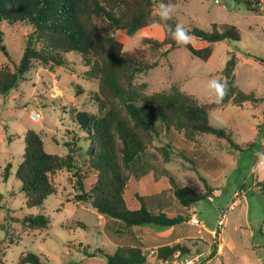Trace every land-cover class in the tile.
Instances as JSON below:
<instances>
[{
	"label": "rangeland",
	"instance_id": "1",
	"mask_svg": "<svg viewBox=\"0 0 264 264\" xmlns=\"http://www.w3.org/2000/svg\"><path fill=\"white\" fill-rule=\"evenodd\" d=\"M244 1L163 0L175 7L172 19L186 30L196 27L210 31L212 23L237 28L240 40L211 44V56L206 61L192 56L183 47L168 53H164L166 46L152 51L144 39L161 42L166 32L163 24L160 27L151 24L131 37L123 31L114 33L124 53L137 50L146 63L154 64L132 80L135 87L144 85L145 94L168 92L176 86L199 103H208L204 84L212 78L224 81L222 70L232 53L236 62L234 81L238 88L261 99L252 107L229 105L209 115L211 125L231 133L230 139L236 148L212 135L187 140L175 132L168 135L160 132L153 136L145 154L125 170L128 175L124 193L127 207L137 208L135 195H139L156 213V201L166 200L172 216H188V221L180 225L128 228L119 220L98 214L89 204L73 201L79 193L73 171L91 177L95 173L88 167V145L72 123L70 114L72 111L96 114L98 98V80L89 75L90 66L85 65L78 54L62 55L60 67L50 68L32 62L23 80L5 96H0V264H17L21 253L35 254L41 264H105L103 254H113L122 246H137L144 252L155 246L177 244L185 248L184 252H198L210 246V231L223 211L222 249L206 264H264V190L260 188L264 177L248 174L254 154L259 150L255 125L264 115V13L247 9ZM0 31L4 48L0 50V68L13 70L31 29L24 24L1 22ZM197 43L199 41L192 37L190 45L198 48ZM28 129L38 133L45 152L62 157L67 154L64 144L74 138V133L78 134V141L71 146L77 169L54 174L55 193L41 206L33 208L25 207L20 184L13 177L21 161L23 137ZM162 148L169 156L168 162L163 161ZM7 164L11 165V175L4 182L2 175ZM168 176L196 193L207 192L212 201L205 198L192 203L187 211L178 204L175 207L168 202L172 190L163 187L164 177ZM206 186L211 187L207 189ZM236 192L238 204L229 209L227 206ZM192 213L199 225L189 222ZM35 215L47 217L46 229L30 230L21 225L23 217ZM77 223H82L83 227ZM140 236L143 243L136 239Z\"/></svg>",
	"mask_w": 264,
	"mask_h": 264
},
{
	"label": "trees",
	"instance_id": "2",
	"mask_svg": "<svg viewBox=\"0 0 264 264\" xmlns=\"http://www.w3.org/2000/svg\"><path fill=\"white\" fill-rule=\"evenodd\" d=\"M161 2L163 0H0V23L24 24L31 29L13 70L0 68V96H5L23 80L32 62L50 68L60 67L63 64L62 55L73 52L81 57L85 65L90 66L89 75L98 80L97 112L72 111L70 119L88 145V167L95 175L91 177L87 173L73 171L79 192L73 201L89 204L98 214L119 220L128 228H167L188 221L187 215L168 216L164 212L150 211L139 195H135L138 207H127L124 193L128 175L125 170H129L145 154L153 136H158L160 132L165 135L175 132L187 140H193L207 134L224 139L232 148H236L230 139L231 133L211 125L208 116L229 104L241 107L244 103L253 105L261 100L253 93H244L238 88L234 81L236 62L232 53L222 70L223 82L228 85L229 91L221 104L199 103L194 96L176 86H172L168 92L152 94L144 93V85L133 86L135 75L147 71L154 64L146 63L137 50L124 53L123 45L114 37V33L123 31L127 37H131L151 25L152 10ZM244 2L247 9L258 11L252 1ZM175 24L173 19L167 22L173 27ZM167 25H164L166 32L161 42L144 39L152 51L166 46L164 53H168L183 47L192 56L206 61L211 56V44L240 40L235 26L212 23L210 31L196 27L187 30L207 46H181L171 39ZM2 37L0 31V50L4 51ZM258 136H262L259 131ZM73 137L64 144L67 154L62 157L45 152L43 141L34 130L25 131L23 154L13 177L20 184L26 208L41 206L47 197L55 193L54 174L61 170L71 172L77 169L71 146L78 141V134L74 133ZM160 150L163 161L168 162V154L163 148ZM10 170L11 165L7 164L3 169L4 182L11 175ZM167 179L174 198L183 207L188 208L210 195L180 186L172 176ZM260 186L264 190V183ZM20 222L30 230L46 229L49 224L43 215L25 216ZM77 226L83 227L82 223H77ZM177 249L185 251L184 247L176 244L159 246L157 252L165 256ZM103 256L105 264L145 262L143 251L137 246L118 247L113 254ZM17 264L41 262L35 254L21 253Z\"/></svg>",
	"mask_w": 264,
	"mask_h": 264
},
{
	"label": "clouds",
	"instance_id": "3",
	"mask_svg": "<svg viewBox=\"0 0 264 264\" xmlns=\"http://www.w3.org/2000/svg\"><path fill=\"white\" fill-rule=\"evenodd\" d=\"M175 7L171 4L161 2L152 14V26L160 27L162 24L172 19ZM168 26V32L172 40L177 45L185 46L191 43L192 37L186 28L176 23L175 26ZM204 90L207 93V99L211 103L221 104L228 94V85L218 79L212 78L204 84ZM254 163L248 170L249 175L264 177V149L255 152Z\"/></svg>",
	"mask_w": 264,
	"mask_h": 264
},
{
	"label": "built area",
	"instance_id": "4",
	"mask_svg": "<svg viewBox=\"0 0 264 264\" xmlns=\"http://www.w3.org/2000/svg\"><path fill=\"white\" fill-rule=\"evenodd\" d=\"M253 3V7L258 11L264 12V0H250ZM217 2V1H215ZM264 149V143L260 144L259 150ZM208 201H212V197H207ZM239 194L236 192L232 196V200L227 208L232 209L238 204ZM224 211L219 214L218 220L215 223L214 229L210 231L212 242L210 246H207L204 250L198 252H184L181 249H177L171 254L160 256L157 249H147L143 252L145 262L143 264H206L213 254H216V248L218 240L220 242V233L223 227ZM189 222L192 225H199V221L196 219L195 214H192L189 218Z\"/></svg>",
	"mask_w": 264,
	"mask_h": 264
},
{
	"label": "crops",
	"instance_id": "5",
	"mask_svg": "<svg viewBox=\"0 0 264 264\" xmlns=\"http://www.w3.org/2000/svg\"><path fill=\"white\" fill-rule=\"evenodd\" d=\"M205 46H207V43H205V42H200L199 41V43H197V47L198 48H203V47H205ZM229 105H231V104H229ZM229 105H227V106H229ZM244 105H249L250 107H252V105L250 104V103H244L242 106H244ZM226 106V107H227ZM234 106V105H233ZM241 106V107H242ZM226 107H224V108H222V109H220V110H223V109H225ZM253 116H255L254 114H252ZM262 115V114H261ZM209 117V116H208ZM257 128H256V134H258V131L261 133V135L262 136H260L259 137V141H258V144H259V146H260V144H262V143H264V115H262V118H261V120H259L258 121V123L255 125ZM256 134H255V136H256ZM236 147H237V145H235ZM164 179H165V181H164V183H163V187H165V189L166 190H170L171 188H170V185H169V183H168V179H166L165 177H164ZM209 187H211V186H209ZM171 192V194H173L172 193V191H170ZM168 202H170L172 205H174L175 207L177 206V204H178V206H181V208L183 209V208H185V210L187 211V208L186 207H183L182 205H180L177 201H176V199L174 198V196L172 195V198L168 201ZM156 204L157 205H155V210H156V213L157 212H164L165 214H167L168 216H172V214H170L169 212H168V209H167V201L165 200H163V199H159V201L157 202L156 201ZM178 208V207H177ZM150 211H154L153 210V208H151V207H149L148 208ZM192 214H194V213H192ZM191 214V215H192ZM179 215H181V214H179ZM191 215H189V216H191ZM175 216V215H174ZM147 237V236H146ZM145 237V238H146ZM136 239H140V243H143V240H142V236H140V237H136ZM221 240V239H220ZM178 240H175V242H177ZM219 246H217V249H216V254L218 255L220 252H221V249H222V243H221V241H220V244H218ZM161 246V245H160ZM163 246V245H162ZM158 246H155L154 248H157Z\"/></svg>",
	"mask_w": 264,
	"mask_h": 264
}]
</instances>
